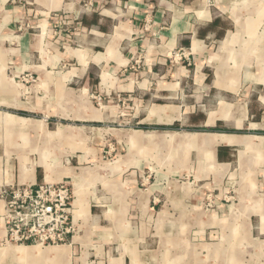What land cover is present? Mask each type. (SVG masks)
Returning <instances> with one entry per match:
<instances>
[{"label": "crops", "instance_id": "0c3cea01", "mask_svg": "<svg viewBox=\"0 0 264 264\" xmlns=\"http://www.w3.org/2000/svg\"><path fill=\"white\" fill-rule=\"evenodd\" d=\"M63 182L66 264H264V0H0V189Z\"/></svg>", "mask_w": 264, "mask_h": 264}, {"label": "built area", "instance_id": "2783aa9c", "mask_svg": "<svg viewBox=\"0 0 264 264\" xmlns=\"http://www.w3.org/2000/svg\"><path fill=\"white\" fill-rule=\"evenodd\" d=\"M179 59L185 53H177ZM73 191L67 182L0 189L4 202L5 243L54 247L69 243L79 232L73 217Z\"/></svg>", "mask_w": 264, "mask_h": 264}, {"label": "rangeland", "instance_id": "374dc122", "mask_svg": "<svg viewBox=\"0 0 264 264\" xmlns=\"http://www.w3.org/2000/svg\"><path fill=\"white\" fill-rule=\"evenodd\" d=\"M69 124V122H68ZM51 128H54L53 125L51 126ZM64 132L61 133L60 136H58L56 139L58 140H68L69 138L71 137H75L76 135H70V133H68V131H70L72 133V130H70L68 128V130H62ZM67 132V133H65ZM114 136L118 138L119 140V135L118 134H115L114 132ZM84 138H82V142L80 143H83L84 142V148L82 150H78V151H82V152H74L72 154V157L74 159V163H77L78 161L80 162L81 160V157L83 156H86L87 155V151H85V149L87 148V150L93 152L94 154V157H84L82 158L81 160V163L84 165V167H87V166H93V165H99V166H110L112 167L113 165H111V163L113 162V159L115 158V155L117 154V148H116V145H115V141H114V137L112 135V133H103V134H96V133H90L88 134L87 136H83ZM61 138V139H60ZM34 145L35 146H43V150L45 152H47L46 154L49 156V158L51 159L52 156H54V152H53V149H52V144L51 146L49 147H45L44 144H43V139L42 138H34ZM60 145L61 149L62 150H65L67 148L66 145H64V143L62 142H57L56 144L54 145ZM51 147V148H50ZM40 161H42V158L38 161L37 165L40 163ZM153 168H154V171L153 173H156L159 171V168H160V164L159 165H153ZM161 171V170H160ZM161 173V172H160ZM211 205H208V208H210ZM1 243V247L0 249H3V248H14V249H18V248H21V247H15L14 245H8L7 243H5V241L2 240ZM33 247H36V246H33ZM39 247L40 249H46V248H50V247H46V248H43L41 246H37ZM22 248H28V247H22ZM54 248H61V247H54ZM52 248V249H54ZM30 249V248H28ZM249 254H250V259H249V262L250 264L254 263V260L251 261V250H248ZM66 256V255H65ZM63 256V255H55L51 260V264H66V257ZM6 260H8L9 258H4ZM5 260V261H6ZM27 261V262H25ZM37 261H40V260H36ZM21 262V263H20ZM35 261H32V260H18V262L16 264H35L36 263ZM62 262V263H61ZM8 263L10 264H15V262L13 260H8ZM68 264H70V259L68 261Z\"/></svg>", "mask_w": 264, "mask_h": 264}, {"label": "bare ground", "instance_id": "6f19581e", "mask_svg": "<svg viewBox=\"0 0 264 264\" xmlns=\"http://www.w3.org/2000/svg\"><path fill=\"white\" fill-rule=\"evenodd\" d=\"M68 133L72 134L70 131H68ZM60 134L58 132L53 133L52 137L57 138ZM214 140L216 138H213ZM209 141H212L211 139ZM224 142H229V140H224ZM213 142H210L209 144H211ZM215 143V142H214ZM40 165H43L40 162ZM44 247V246H41ZM66 255V252L64 251V249H60V248H46V249H40L39 247H34V248H18V249H14V248H3L0 249V264H3L2 259L3 258H9L8 260H13L15 262V264L18 262V260L22 259V260H32L35 261L36 260H40L37 261L35 264H51L52 262V258L55 255ZM66 257V256H65ZM27 262V261H25ZM21 263V262H20Z\"/></svg>", "mask_w": 264, "mask_h": 264}, {"label": "trees", "instance_id": "16d2710c", "mask_svg": "<svg viewBox=\"0 0 264 264\" xmlns=\"http://www.w3.org/2000/svg\"><path fill=\"white\" fill-rule=\"evenodd\" d=\"M178 127L176 126V127H172V128H169L170 130H176Z\"/></svg>", "mask_w": 264, "mask_h": 264}]
</instances>
